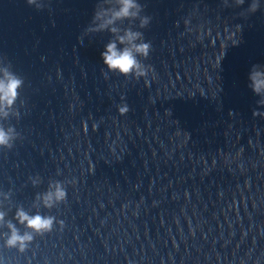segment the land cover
<instances>
[{
	"label": "clouds",
	"instance_id": "clouds-1",
	"mask_svg": "<svg viewBox=\"0 0 264 264\" xmlns=\"http://www.w3.org/2000/svg\"><path fill=\"white\" fill-rule=\"evenodd\" d=\"M29 6L36 9L45 7L43 0H26ZM224 6L229 7L230 0H223ZM235 6H242L245 0H232ZM260 8V0H251L248 8L242 13L254 14ZM144 12V6L139 0H97L94 14L90 24L84 31V35L107 32L111 39L104 45L101 52L103 65L107 69L104 73H118L126 78L132 77L139 80L148 76V66L142 63L141 57L147 58L152 50L151 41H145L144 33L134 28L138 21V28L145 29L149 26L152 17ZM125 22L127 24L125 25ZM83 42V38H80ZM147 83V80H146ZM25 80L12 70L6 57H0V121L10 117L19 119L20 112L17 109V101L21 95ZM248 87L254 95L260 97L264 103V64H253L248 72ZM121 114L129 111L127 104L118 107ZM20 138V133L15 126H4L0 123V149L11 150L15 141ZM39 178L33 180L36 184ZM46 208H52L56 204L67 199V190L62 181H53L49 184V190L37 197ZM4 213L0 212V222L4 221ZM16 219L30 231L23 234L9 222L7 227L10 233L6 240L9 248H18L23 252L33 240V233L43 234L50 232L56 221L54 216L40 214L30 215L23 208L16 211Z\"/></svg>",
	"mask_w": 264,
	"mask_h": 264
}]
</instances>
